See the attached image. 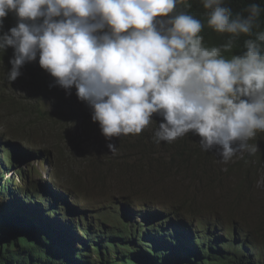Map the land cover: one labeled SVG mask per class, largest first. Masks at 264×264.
I'll list each match as a JSON object with an SVG mask.
<instances>
[{
  "label": "clouds",
  "instance_id": "clouds-1",
  "mask_svg": "<svg viewBox=\"0 0 264 264\" xmlns=\"http://www.w3.org/2000/svg\"><path fill=\"white\" fill-rule=\"evenodd\" d=\"M200 2L209 10L208 26L231 34L226 43L205 46L199 35L203 28L199 19L185 11L172 15L178 4L191 7L187 0H0V28L9 12L18 17L16 26L0 35V51L6 46L14 48L8 80H15L22 65L39 55L40 66L56 78L57 84L65 89L75 85L78 98L92 107V119L99 122L107 139L141 133L153 113H158L163 121L155 132L157 143L172 142L194 132L201 137L204 151L215 148L224 159L220 161L227 163L242 149L254 152L256 146L247 142L257 130L264 131V31H253L259 28L264 8L252 3L247 6L248 14L243 15L233 14L224 0ZM39 18L43 19L37 23ZM241 34L249 37L244 41L245 51L225 58L222 52L230 51ZM107 147L111 153L117 152L113 143ZM225 166L224 178L228 177ZM224 180L227 184L228 178ZM121 202L124 213L119 217L112 214L116 218L113 223L101 212H95L89 220L76 216L70 219L72 228L66 232V245L59 248L64 261L151 264L145 253L154 247L155 240L149 232L142 234L149 222L142 225L133 215L138 223L124 224L135 221ZM27 207L11 203L12 210L4 212L0 205V219L7 213L34 225L43 214L35 207L32 213L26 212ZM63 215H68L66 209ZM0 225L6 230L0 239L4 248L14 242L19 249L21 240H35L33 229L14 228L2 221ZM92 226L96 233L88 239ZM8 227L14 232H8ZM74 227L80 233L84 230L86 238L77 236ZM116 232L122 233V241L116 238ZM127 244L131 249L122 252L119 246ZM69 247L78 252L62 254ZM207 262L216 264L206 258L191 264Z\"/></svg>",
  "mask_w": 264,
  "mask_h": 264
},
{
  "label": "trees",
  "instance_id": "trees-1",
  "mask_svg": "<svg viewBox=\"0 0 264 264\" xmlns=\"http://www.w3.org/2000/svg\"><path fill=\"white\" fill-rule=\"evenodd\" d=\"M224 2L226 6L232 9L233 14L240 13L247 15V6L252 3H257L264 8V0H224ZM187 4H190L191 7H186L185 4H178L172 15L180 11H185L199 19L203 24L202 31L199 35L203 36V42L207 47L220 46L227 42L231 34L216 32L208 26L207 19L209 10L203 8L200 0H187ZM42 19L39 18L37 23L41 22ZM54 19L60 18L56 17ZM17 22L18 17L16 14L9 12L3 18L0 35L8 32L11 27L16 26ZM258 24L259 28H254L253 31H264V12H261ZM248 38V36L241 34L235 39L232 49L222 52V55L230 59L233 55L242 54L245 51L244 41ZM13 57V46H6L3 51H0V67L2 68L0 79L6 82L9 81L8 73L12 68L10 60ZM38 67L43 70V73H39ZM19 71L29 81L33 80L38 83V86L35 89L33 88L34 92H37L39 88H43L46 93L54 95L59 101L58 103L50 101L51 111L54 114H49L51 118L46 119L49 122L48 128L50 131H52V120H56L63 125L78 126L76 123H79L78 121L81 119V126L90 130V134L95 136L98 146L104 143L107 147V144L111 142L118 149L126 147V143L129 142L126 136L131 133L107 139L101 132L99 122L93 121V109L88 103L74 102V105L71 106L60 102L62 101V96H59L57 91L63 87L56 83L54 76L46 75V69L39 64V55H37L36 59L25 62ZM65 91L73 97V93L77 96L75 85L69 89H65ZM4 102L5 100L0 97V110L2 115L9 117L16 114L13 113L9 105H6L5 110L2 109L1 107ZM40 107V105H36L35 103H31L29 106L27 105V108L33 111V113H40V116L44 120L45 115L43 113L45 110H41ZM21 112L24 111L22 110L18 113L20 114ZM29 116L30 113L26 114L27 118ZM162 121L163 117L161 115L153 113L152 121L141 133L136 134L135 141L130 139L134 141L133 148L137 145V141L144 138L145 141L148 140V148L152 153L155 154L158 152L157 148H159L161 150L159 157H162L164 154H169L170 156L166 160L169 163H181L185 166L188 164L196 165L207 163L213 166L215 160H224L216 154L215 148L211 151H204L200 143L201 137L194 132H189L172 142L160 141L157 143L155 141V132L158 129L159 123ZM28 129L30 128L21 126L14 129L15 132H9L8 134L16 136L17 134L23 133L28 135L30 133ZM68 134L69 132H66L65 135L67 136ZM32 142L35 143L33 140ZM247 143L250 146H256V150L251 152L247 148L242 149L241 154L236 155V166L233 169H228V165L225 166V172L228 176L238 178L240 188L236 192L234 182L228 178L227 185L231 187L232 193L227 199L222 201L225 203L224 212L217 209L209 210L203 218L198 219L192 225L189 220L190 214L184 212L182 209L183 204L180 206L169 205L167 206L169 208L162 211L149 207L145 202L141 203L143 209L133 210L127 200L121 202L125 210L130 212L131 216H137L141 220L142 225H146L156 217L159 220L161 218L168 220L166 223L159 221L155 224H150L149 227H144L145 229L142 232L143 236L146 232H149L150 236L155 240L154 247L145 253L149 254L151 264H191L199 258L211 259L216 264H264V131L257 130L255 137ZM2 147L3 149L0 153V178H2L1 174L8 171V166L13 167L9 153V149L12 150V148L9 147L8 149L6 144H3ZM30 154L41 157L42 159L48 156L45 147H42V150L34 149L30 151ZM179 158L180 160H178ZM155 159V161H160L157 158ZM250 161H253L255 166H258L261 170L259 176L254 175ZM18 162L19 160L16 161V163ZM193 168L195 169V167ZM26 170V173L28 171L32 172V166L28 164ZM15 174L26 183L24 193H27L28 196H23L26 203H23L25 201L22 200L23 202L19 201V204L22 207L34 206L43 214V218L36 224L31 225V229L35 232V240L31 241L33 245L22 234L21 237L25 240H21V247L19 249L16 248L14 242L8 248H0V264H81L77 261H64L59 252V248L61 250L66 245L68 237L67 230L72 228V221L65 218L63 213H65V209H78L70 201L73 199L71 198V194L60 185L48 182L45 185L48 194H44V197L40 196L36 184V177L30 179L29 184H27L25 174H23L22 170L15 172ZM260 180L261 182L259 183ZM260 185H262V189ZM11 186V178H3L0 182V199L7 198L0 203L2 205L1 209L4 212L12 210L10 197L14 194V188H11ZM65 186L70 188L68 184ZM29 198H32V203H30ZM154 203L157 204V202ZM15 210L22 212L18 206H15ZM124 217L126 216L124 215ZM188 220L189 222H187ZM7 230L8 232H14L10 227ZM0 232L3 236L6 233L2 225H0ZM115 236L119 241H122V233L116 232ZM12 241H14L13 238ZM112 246L115 247V244ZM191 246L193 248H190ZM119 247L122 249V252L131 249L130 247L128 248V244ZM74 252L78 251L73 247H69L62 254ZM95 252L97 253L98 251L96 250ZM5 254H9V257L5 258ZM207 264L212 263L207 262Z\"/></svg>",
  "mask_w": 264,
  "mask_h": 264
},
{
  "label": "rangeland",
  "instance_id": "rangeland-1",
  "mask_svg": "<svg viewBox=\"0 0 264 264\" xmlns=\"http://www.w3.org/2000/svg\"><path fill=\"white\" fill-rule=\"evenodd\" d=\"M37 69H39V73H43L40 67ZM1 71L0 67V77ZM46 75L51 76L48 71ZM37 86L38 83L33 80L29 81L23 74L8 82L0 79V97L5 100L1 108L5 110L6 105H9L13 113H16L13 116L5 117L0 110V153L2 144L6 143L13 148V150L9 149L13 167L8 166V171L1 174L0 182L3 178H11V188H14L15 192L10 197L13 204L18 205L19 201L23 200V196H27V193H24L26 183L15 174L19 170L25 174L27 184L30 179L36 177L40 196L44 197V194H48L45 188L48 182L58 184L68 190L73 198L70 201L76 206H81V209H66L68 215L65 218L74 219L73 216H76L89 220L95 212H101L110 223L116 221L112 214L116 213L119 217L124 213V209L118 201L127 200L135 210L143 209L142 202L151 208L162 211L169 208L167 207L169 205L180 206L183 204V211L190 214V223L194 225L195 221L205 216V211L208 209L224 212L225 203L222 201L232 193L231 187L226 184L224 179L229 178L234 182L236 192L239 190L238 178L235 176L224 178L222 169L225 164L233 169L236 166V157L227 163H223L219 159L215 160L213 166L207 163L186 166L181 163H169L166 160L170 155L164 154L159 157L161 151L159 148H157L158 152L152 153L148 148V140L145 141L144 138L137 141V145L133 148L136 134L126 136L129 140L126 147L117 148L116 153H111L104 143L98 146L95 136L90 134V130L81 126V119H79V123H76L78 126L63 125L52 120V131H50L49 122L46 121L51 118L49 114H53L50 101L53 103L59 101L54 95L46 93L43 88L34 92L33 88L35 89ZM64 90L65 88H62L57 91V94L62 96L60 102L71 106L74 105V102L87 104L74 93L73 97ZM31 103L40 105L41 110H45L44 120L40 113H33L27 108V105L29 106ZM22 110L24 112L19 114L18 112ZM28 113L30 116L27 118L26 114ZM31 113L33 114L31 115ZM21 126L29 127L30 133L28 135L21 133L16 136L8 134L15 132L14 129ZM66 132H69L67 136ZM42 147H45L48 153L45 159L30 154V151L34 149L42 150ZM237 153L240 154L241 150ZM17 158L22 160L16 163ZM155 158L160 161H155ZM28 164L32 166V172L26 173ZM250 166L254 175L259 176L261 173L259 167L255 166L253 161H250ZM219 178L221 179L218 181ZM66 184L70 188L66 187ZM260 188H263L262 185ZM211 191L214 192V198ZM30 202H32L31 198ZM44 208L46 207L44 206ZM25 211L32 213L34 206H28ZM6 217L8 225L31 230V224L26 220L24 222L22 217H18L19 220H17L7 213ZM42 218L43 216L37 219L41 220ZM132 220L135 222L124 224L131 226L138 223V219L133 216ZM159 221L166 223L168 220L166 218L159 220L156 217L149 221V225ZM82 227L85 226L82 225ZM94 228L95 226H92L88 239L95 236ZM73 230L77 236L86 238L83 235L84 230L82 233L78 232L75 227ZM2 237L3 235L0 234V239ZM0 246L2 249L4 248L3 244ZM112 255L115 254L112 253ZM142 262L143 260H140L139 263Z\"/></svg>",
  "mask_w": 264,
  "mask_h": 264
},
{
  "label": "bare ground",
  "instance_id": "bare-ground-1",
  "mask_svg": "<svg viewBox=\"0 0 264 264\" xmlns=\"http://www.w3.org/2000/svg\"><path fill=\"white\" fill-rule=\"evenodd\" d=\"M1 221H2V223H7V217H6V215H5V217H3L1 219ZM69 230L71 231V229H69ZM99 241H103V240H99ZM0 242H3V240H0ZM87 242H89V241H87ZM87 242H85V243H87ZM190 248H193V247L191 246ZM4 257L5 258L9 257V254H5Z\"/></svg>",
  "mask_w": 264,
  "mask_h": 264
}]
</instances>
